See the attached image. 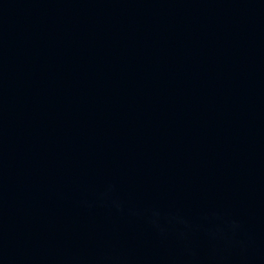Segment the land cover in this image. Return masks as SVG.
Returning a JSON list of instances; mask_svg holds the SVG:
<instances>
[{"label":"water","instance_id":"1","mask_svg":"<svg viewBox=\"0 0 264 264\" xmlns=\"http://www.w3.org/2000/svg\"><path fill=\"white\" fill-rule=\"evenodd\" d=\"M0 264H264V0H0Z\"/></svg>","mask_w":264,"mask_h":264}]
</instances>
